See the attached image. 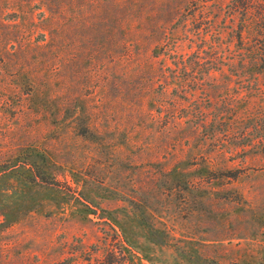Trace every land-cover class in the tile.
Wrapping results in <instances>:
<instances>
[{
    "label": "rangeland",
    "instance_id": "obj_1",
    "mask_svg": "<svg viewBox=\"0 0 264 264\" xmlns=\"http://www.w3.org/2000/svg\"><path fill=\"white\" fill-rule=\"evenodd\" d=\"M245 3L0 0V264H264Z\"/></svg>",
    "mask_w": 264,
    "mask_h": 264
},
{
    "label": "trees",
    "instance_id": "obj_2",
    "mask_svg": "<svg viewBox=\"0 0 264 264\" xmlns=\"http://www.w3.org/2000/svg\"><path fill=\"white\" fill-rule=\"evenodd\" d=\"M244 0H242L243 2ZM257 3V14L254 25H250L251 32L248 33L247 47L246 51L248 54L247 62L251 67L257 70V72L264 71V0H246L244 5L247 8V11L251 9L254 3ZM39 176V177H38ZM40 183H44V178L40 175H37ZM55 187L61 188L58 184V181L54 182ZM107 264H110L107 262ZM119 264H124L122 261H119Z\"/></svg>",
    "mask_w": 264,
    "mask_h": 264
}]
</instances>
